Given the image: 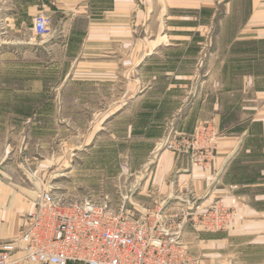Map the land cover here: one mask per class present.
<instances>
[{
	"label": "crops",
	"instance_id": "obj_1",
	"mask_svg": "<svg viewBox=\"0 0 264 264\" xmlns=\"http://www.w3.org/2000/svg\"><path fill=\"white\" fill-rule=\"evenodd\" d=\"M151 3L0 0V25L4 24L5 30L0 43L18 42L28 48L25 52H37L36 64L8 65L14 51L0 50V68L4 72L19 69L41 74L37 77L42 80L44 52H60V60L53 59V68L48 69L64 72L63 80L68 78L71 85L91 88L93 104L102 106L101 121H117L124 127L116 135L123 144L132 143L124 152L132 153V191L138 196L127 204L126 194L116 206L124 204L135 213L168 210L175 205L201 212L221 200L234 213L230 230L244 233L251 248H264V52H244L243 61H229L227 82L215 79V74L223 76L227 62L218 66V73L215 68L205 70V52H163V60L153 58L160 55L157 52L141 55L135 43L142 8H149ZM216 5L215 0H177L170 9L194 12L193 16L202 19L204 9L212 8L215 19ZM41 11L52 18L51 32L43 38L33 31ZM247 27L252 30L251 37L256 32L264 39V0H251ZM242 62L244 71L237 75ZM153 65L164 67V72H151L149 66ZM160 80L163 87L158 85ZM127 106L133 112L126 131ZM209 121L220 132L210 163L194 165L189 154L166 148L171 139L191 136L200 124ZM126 180L123 178V183ZM32 201L10 180L0 178V247L23 230ZM239 264H264V258Z\"/></svg>",
	"mask_w": 264,
	"mask_h": 264
},
{
	"label": "rangeland",
	"instance_id": "obj_2",
	"mask_svg": "<svg viewBox=\"0 0 264 264\" xmlns=\"http://www.w3.org/2000/svg\"><path fill=\"white\" fill-rule=\"evenodd\" d=\"M151 1L149 8H142L140 35L135 43L141 55L157 52L160 55L153 58L163 60V52H205V70L215 68L218 73V66L227 62L224 74L221 70L223 76L215 74L216 80L227 82L229 61L236 58L243 61L244 52H264L262 35L253 32L251 37L252 30L247 27L251 0H215V19L212 8L204 9L200 19L193 16L194 12L170 9L177 0ZM4 31L1 24L0 34ZM3 43L0 50L14 51L8 65L37 63V52H25L28 48L18 42ZM47 45L44 44L45 49L49 48ZM38 55L42 57L40 52ZM59 55L60 52H44L46 71L42 80L37 77L41 74L14 67L12 72H4L0 68V178L10 180L28 193L31 200L37 192L47 190L65 202L108 199L113 206L127 194L124 199L130 204L138 196L132 191L135 173L132 153L124 152L132 143L123 144L116 135L118 129L124 128L117 121L107 124L101 121L102 106L93 104L91 88L80 83L71 85L68 78L63 80L64 72L48 69L53 68V59H59ZM149 68L153 73L164 72V67ZM243 71L242 62L236 73ZM158 85L163 87L164 81L160 80ZM95 109L98 111L94 112ZM126 110L127 131L133 110L129 106ZM208 124L217 132V144L220 132L212 121L198 127ZM123 178H127L125 183ZM217 202L221 200L214 201ZM223 205L229 208L225 202ZM181 206H173L169 213L178 214ZM179 219L181 223L180 216ZM199 221L198 218L193 221V217L186 220L182 239L200 264L250 263L264 258V248H251L249 238L230 230L231 224L219 231H204Z\"/></svg>",
	"mask_w": 264,
	"mask_h": 264
},
{
	"label": "built area",
	"instance_id": "obj_3",
	"mask_svg": "<svg viewBox=\"0 0 264 264\" xmlns=\"http://www.w3.org/2000/svg\"><path fill=\"white\" fill-rule=\"evenodd\" d=\"M51 28L52 18L41 11L34 20L35 35L46 37ZM211 126L172 139L167 149L189 154L194 165L210 163L217 146V132ZM170 211L135 213L124 204L112 206L108 199L65 202L41 190L24 217L23 230L1 245L0 264H200L182 239L186 220L198 218L204 231H219L234 218L221 202L201 212L185 206L176 215Z\"/></svg>",
	"mask_w": 264,
	"mask_h": 264
}]
</instances>
